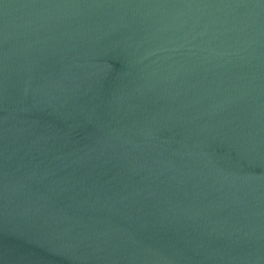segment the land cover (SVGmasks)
<instances>
[{
  "label": "water",
  "instance_id": "obj_1",
  "mask_svg": "<svg viewBox=\"0 0 264 264\" xmlns=\"http://www.w3.org/2000/svg\"><path fill=\"white\" fill-rule=\"evenodd\" d=\"M0 264H264V0H0Z\"/></svg>",
  "mask_w": 264,
  "mask_h": 264
}]
</instances>
